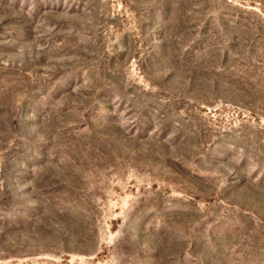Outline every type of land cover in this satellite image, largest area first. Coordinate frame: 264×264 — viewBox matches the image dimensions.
Returning a JSON list of instances; mask_svg holds the SVG:
<instances>
[{"label":"rangeland","instance_id":"obj_1","mask_svg":"<svg viewBox=\"0 0 264 264\" xmlns=\"http://www.w3.org/2000/svg\"><path fill=\"white\" fill-rule=\"evenodd\" d=\"M0 264H264V0H0Z\"/></svg>","mask_w":264,"mask_h":264}]
</instances>
